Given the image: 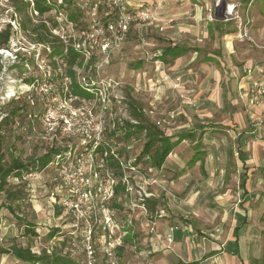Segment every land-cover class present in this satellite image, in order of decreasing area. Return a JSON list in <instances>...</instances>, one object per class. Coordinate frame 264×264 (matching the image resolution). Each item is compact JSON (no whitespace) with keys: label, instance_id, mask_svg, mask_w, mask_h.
<instances>
[{"label":"rangeland","instance_id":"1","mask_svg":"<svg viewBox=\"0 0 264 264\" xmlns=\"http://www.w3.org/2000/svg\"><path fill=\"white\" fill-rule=\"evenodd\" d=\"M45 1L48 2V0ZM49 1L57 3L53 8H60V4L63 2L71 5L73 11L77 10L80 19L76 22L77 25L74 26V30L89 26L93 18L105 20L107 12L111 9L106 4H100L98 14L92 15L96 0H61L60 4V0ZM227 1L237 4L242 21L233 17L221 20L223 26L222 30H218V32L210 29V24L207 25V22L216 25L218 21L214 16V7L210 10V7L205 6L204 0H190V4L186 8L183 7L184 1L179 0L177 3L179 7L175 10L176 12H172L174 10L170 9L171 15H160L158 17L150 11L149 7L151 5L146 4L147 1L143 0L142 8L149 9L151 19L133 21L126 41L121 47L112 51L107 60L101 53L95 55L96 58L90 63L92 67L88 75H92L93 79L99 83L101 80H114L116 82V84L113 83L115 87L110 88L108 94L111 97L115 93L124 96L123 106L113 104V115H107L106 113L105 117L108 126V135H106L110 137L112 144L119 148L120 153L126 160L137 158L146 141L145 133H138L130 140H126L120 133L123 129H118L121 125L115 123L114 126L118 129L119 136H113L110 133L111 130H114L112 121L116 120V116H122L126 120H129L130 117L133 118L132 108L135 107L136 110H141L149 123H153L155 119L148 112L151 107L155 106V114L158 118L167 116L164 114L169 112L175 114L170 123L158 125L163 131L167 134L176 132L178 129L186 131L188 127L174 129L178 123L186 121V117L183 116V113L181 116L179 110L185 109L186 105H192L189 102L198 92L197 88L190 90L186 86L184 77L190 75L196 77L201 72L200 66L205 62L203 56L215 48L220 49L222 44H226L228 39L224 36L226 31L233 32L236 35L233 38L236 51L230 53L231 55L235 54L232 55L235 61L243 63V58L247 57H251L259 63L263 61L264 0ZM36 4L37 0H0V29L6 28V25L11 23L15 31L10 40V48H5L13 55H10L11 53L5 49H3L5 51L0 52V117L5 115L7 111L16 109L20 104L16 101H28L29 105L26 104V110L17 113L19 114L17 117H20V119L22 117V125L15 127L13 124L11 126L10 123V126L3 128L6 143L13 147L15 156H20L25 161L41 156L47 148V140L43 138L44 130L41 122L36 119L28 121L24 115L27 110L32 111L35 107L41 111L43 109L41 102L45 101L48 96L35 93V99L33 97L28 99L27 94H30V90H28L26 80L31 78V75L38 76L37 74H39V77H42L43 73L42 70L38 69L37 64L35 67L31 61H29L31 71H27L22 65L23 60L16 58V51L27 52L26 59L31 57L29 51H34L33 46L36 43L33 40L34 34L31 32L33 25L38 24L42 19H47V24L53 28V21L56 20V12L53 10L41 14L37 9L39 13L35 14ZM181 9L182 12L179 13L178 11ZM24 25H26V28H24ZM66 27L64 32L69 34L71 27ZM172 30L176 32V35L171 34ZM246 31L252 39L246 38L244 35ZM70 32L73 31L70 30ZM241 32L244 36L240 35ZM60 33H63V30ZM172 36L175 38L173 41L189 43L193 48L203 51L196 52L193 49L187 54V59L196 58L189 67L186 65L177 70L171 69V65L163 64L157 60L163 46L167 45L169 40H172L170 38ZM221 50L223 54L230 55L225 46ZM41 57H44L45 62H48L44 54H41ZM100 63H102V66L98 69L97 65ZM206 63L211 65L210 61ZM190 67L192 72L187 73ZM21 95L23 99L11 101L12 98ZM30 101H34L36 105H30ZM196 102L193 106H190V109H197ZM96 104L95 106H97ZM200 119L195 115L192 121L193 124L200 125ZM207 126L210 127L209 130L205 131L208 134L201 133L200 135V129L198 128L196 137L202 140V147L206 152L205 157L213 158L215 161L217 157H222L221 153H224L225 149L215 143L214 138L217 130L213 129L214 124L209 123ZM219 132L228 136V144L231 146L229 133L226 130ZM66 138L67 136L60 137L59 140L64 141ZM196 149L197 146L190 139L183 140L169 155L170 158L177 161L171 167L163 166L161 169L152 167L153 170H151L149 167L151 163L141 160L138 171L131 177V182L135 188L140 184H145L147 190L153 192L154 196L150 200H154L156 204L154 207H150L149 200L147 202V213L142 209L137 191L126 194L123 189H120L119 196L113 204L116 216L121 220L132 218L135 232L131 239L126 242L125 250L121 255L120 262L122 264H181L182 261L179 260L174 251L176 250L175 238L170 243L167 240V231L171 226H184L187 223L193 226V231H189L191 235L185 239L183 248L192 253L194 258H198L199 263L217 264L218 258H215V256L204 262L203 258L200 257L205 256L214 243H222L228 237L232 228L231 216L234 214V203L239 202L238 199H240L241 194L236 196L237 200L226 204L218 197V193H214L216 181L209 185L204 182L202 190L207 191L202 192L196 201L189 202L191 200L188 198L189 194L177 191V188L173 185L177 184L179 176L190 167L187 160L194 154ZM231 156L234 157L235 155ZM209 167L210 173L220 174L217 164L214 163ZM57 173V170L47 168L40 171L34 170L30 174H26L24 178L29 194V199L23 203L24 213L28 220L36 224L37 235L35 236L23 233V224L18 222L16 217L1 205L4 199V194H1L0 244L9 246L12 242H16L23 246H31L33 251L37 253L45 249L52 250L55 247L57 251L68 253L79 264L84 259L82 243L80 237L69 234L75 219L59 203L63 193L59 188L61 179ZM128 173L131 174V172ZM160 178H165L167 181L161 182L159 181ZM10 182L16 185L19 180L11 178ZM181 183L183 184V181ZM225 188L224 186L223 189ZM59 208H61L60 212L58 211ZM262 208L264 206L260 209ZM160 209L164 210L162 217L159 216L160 212H157ZM18 214H20L19 211ZM263 227L264 214L263 216L257 215L253 220L251 229L254 234L250 239L254 255L261 254L264 248ZM53 228H58V232L50 238L49 233ZM232 246L230 249H233ZM0 264L29 263L20 261L11 254H3L0 255ZM246 264H262L261 258L252 257Z\"/></svg>","mask_w":264,"mask_h":264},{"label":"built area","instance_id":"2","mask_svg":"<svg viewBox=\"0 0 264 264\" xmlns=\"http://www.w3.org/2000/svg\"><path fill=\"white\" fill-rule=\"evenodd\" d=\"M213 1V3L219 2V0ZM48 3H50L49 0ZM100 4H106L111 8L106 14V19L102 21L93 18L89 26L75 30L74 26L77 23L71 21L62 8L51 9L56 12L55 21L57 22L51 31L63 38L65 42L71 43V46L80 54L81 65L75 68L77 82L91 96L81 97L75 94L71 87L72 79L69 76L62 75L60 78L53 79L51 66L45 62L44 57H41L45 51H50V47L35 43L34 51L29 52L31 56H34L38 69L42 70L43 75L27 82L28 90L48 97L45 101L43 100L45 105L43 110L38 114L28 111L26 120L33 121L38 116L47 145L52 146L53 141H56V144H61L65 148L50 162V167L58 171L57 174L61 179L59 188L63 195L59 203L75 219L69 234L80 237L84 259L79 264H122L117 249L125 243L124 240L128 236H133L135 232L132 218L121 220L116 216V210L112 206L116 193L115 186L121 181L127 192L137 191L145 213L148 211L147 202L154 194L147 190L145 184L134 187L131 182L132 175L128 172L138 171L139 165L135 164L136 158L127 162L119 148L106 137L108 126L105 115L106 113L113 115V104L123 106L124 96L115 93L111 97L108 94V90L115 87L114 80H101L99 83L93 79L92 75H88L92 67L89 62L97 53L103 54L107 60L110 53L126 41L133 21L150 20L152 16L148 9L142 8V5L127 7L125 0H96L92 15L98 14ZM228 6L232 17L242 21L237 4L228 2ZM34 13L39 12L34 9ZM44 21L48 23L47 19ZM66 26L71 27L69 34L64 32ZM61 30L63 33H60ZM70 30L73 32L71 33ZM240 35L252 39L247 31L244 35L241 32ZM1 50H6L13 55L7 49ZM97 66L98 69L101 68L102 63ZM26 67L31 70L29 61H26ZM249 92L251 104L264 103L263 68L259 69L258 77L251 80ZM149 114H154V110H149ZM116 117V120L112 121L113 129L116 128L115 123L122 126L126 120L122 116ZM174 117V113H169L168 117L158 119L156 124L167 123ZM129 121L138 123V120L131 117ZM64 136H67L66 140H59ZM148 157L146 156L145 159L147 160ZM112 161L120 165L122 172L120 177L116 174V167L111 164ZM157 212H160L159 216L162 217L164 210L160 209ZM173 230L174 227H171L172 232ZM167 240L171 243L173 236L168 235ZM48 250L51 252V249Z\"/></svg>","mask_w":264,"mask_h":264},{"label":"crops","instance_id":"3","mask_svg":"<svg viewBox=\"0 0 264 264\" xmlns=\"http://www.w3.org/2000/svg\"><path fill=\"white\" fill-rule=\"evenodd\" d=\"M145 1H147L146 4L151 5V7H149L150 11L157 15V17L160 15L169 16L172 14L169 12L170 9L174 10L172 12H176L175 10L179 7V4L177 6L179 0ZM182 1H184V8L189 6L190 0ZM125 3L127 7L143 6V0H125ZM204 4L210 7V10L214 7V3L213 1L211 2V0H204ZM183 7L181 8L184 9ZM182 9L178 12H182ZM161 13L165 14L162 15ZM209 24L210 29H214V31L222 30V21H218L216 25L212 22H207V25ZM171 34L176 35V32L172 30ZM224 36L228 39L226 44H222L221 48L225 46L229 54L235 53L236 49L233 38L236 35L233 32L226 31V35ZM170 38L172 40H169L168 44L163 46L162 50L168 45L179 46L182 50H186L185 53L168 62L158 59L159 55L157 56L158 61L163 64L171 65V69L177 70L186 65L189 67L196 59H187V54L193 49L196 52H203L202 50L199 51L198 48H193L189 43L173 41L175 39L174 36ZM221 48H215L207 55H201L203 59H205V62L200 66L201 72L198 73L196 77L193 75L184 77V83L187 84L186 86L190 90L197 88L198 94L190 100L189 103L192 105H186L185 109L179 110L181 116L183 113V116L186 117V121L178 123L177 127L174 129L182 127H188V129H186V131L184 129H178V131L174 130L176 132L170 134L165 133L171 136L173 141L178 140L181 134L189 133V137H184L178 141L171 152L186 139H190L194 142L197 149L187 160L190 167L185 173L183 172V174L179 176L177 184L173 186L177 188V191L189 194L188 198L191 199L189 202L196 201L202 192L207 191L202 190L204 182L209 185L216 181L214 193H218V197L225 201L226 204L237 200L236 196H240L241 194L242 198L240 197V199H238L239 202L234 203V214L232 215L233 217L231 216L232 228L228 237L222 243H214L206 252L205 256L202 255L200 258H203L204 262L211 260L215 256V258H218L217 264H246L252 257H260L263 264L264 248L261 254L254 255L250 239L254 234V231L251 229L254 218L257 215L263 216L264 214V208L260 209L264 206V103L251 104L249 91L251 80L258 77L259 69H264V59L259 63L253 60V58L247 57L243 58V63H238L233 59L235 54H232L233 56L231 54H223ZM207 61H210L211 65L206 63ZM191 72L192 68L190 67L187 73ZM195 101H197V109H190V106H193ZM151 109L154 110V114L149 115L155 119V122L153 121L155 124L157 119L168 117V114L172 113L169 112L168 114H164L167 116L158 118L155 114L156 107L153 106ZM195 115L201 118L199 120L200 125L193 124L192 121ZM170 120L171 119H169L167 123H170ZM209 123L214 124L213 129L217 130L215 132V134H217L214 138L215 143L225 149L224 153H221L222 157H217L215 161L213 158L210 159L205 157L206 152L203 150L202 140L196 137L198 128L200 129V135L201 133L208 134V132L205 131L209 130L210 127L207 126ZM222 130H226L227 133H229L232 143L231 146L228 144V136L219 132ZM229 154L230 156H235L230 157ZM168 156L163 165L156 169H161L163 166L171 167L177 163L176 159H172ZM143 160L146 161V159ZM126 161L129 162L131 159H127ZM140 162L141 161L138 162L135 160V164L139 166ZM214 163L219 166L220 174L218 175H216L215 172H209V166L214 165ZM149 167L151 169L153 166L150 165ZM134 173L135 172L131 171L132 176ZM120 176L121 175L118 177ZM159 181L165 182L167 180H165V178H160ZM181 181H183V184ZM193 185H195V187L192 188ZM224 186L226 187L225 189H223ZM125 193L128 194L129 192L125 189ZM171 227H174L173 232L171 231ZM171 227L167 231V236L172 235L173 238H175L176 250L174 251L177 257H179V260L182 261L181 264H202L198 262V258H194L192 253L187 252V250L183 248L184 241H186L185 239L191 235L189 231H193V226L187 223L184 226L175 225ZM185 234L187 235L186 237ZM231 245H233V249H230Z\"/></svg>","mask_w":264,"mask_h":264},{"label":"trees","instance_id":"4","mask_svg":"<svg viewBox=\"0 0 264 264\" xmlns=\"http://www.w3.org/2000/svg\"><path fill=\"white\" fill-rule=\"evenodd\" d=\"M54 5L56 6L57 3L52 1L48 3L45 0H37L36 9H38L39 12L43 14L46 11H50ZM60 5V8H62L68 14V17L71 21H79L80 16L79 13H77V10L73 11L71 9V5L64 4L63 2ZM218 21L220 22L221 20ZM53 23V26H55L57 22L54 20ZM24 28H26V25H24ZM31 32L34 34L33 40L36 43L45 44L50 47V51H45L44 55L48 59L47 63L51 66L53 79L60 78L62 75L69 76L72 79L71 87L73 92L81 97H90L91 94L83 89L77 82V71L75 68L81 65L82 59L80 54L71 46V43L65 42L63 38L54 34L51 31V27L43 19L38 24L33 25ZM14 34L15 31L13 30L11 23H8L6 28L0 29V50L10 48V40ZM185 52L186 50H182V48L179 46L168 45L162 50L161 54H159L158 59L168 62ZM26 53L27 52L16 51V58L23 60L22 65L24 68L27 69V71H31L26 67V60L31 61L35 67L36 62L34 56L28 57V59H26ZM95 58L96 57L93 56L89 64L92 63V60ZM60 71H62L63 74ZM37 75L38 76L31 75V78L26 81H33L35 78L39 77V74ZM29 93L30 94H27L28 99H32V97L34 98V94L37 92L31 91ZM22 97V95L19 97H14L11 99V101L13 102L14 99H23ZM26 101H16L17 103H20L19 106H17L16 109L7 111L0 121V196L1 194H4V199L1 205L7 208L16 217L18 222L23 224V233L25 235L35 236L37 235L36 224L35 222L28 220L26 214L24 213L23 203L29 199L26 181L24 178L26 174H30L34 170L40 171L47 168L54 169L52 166L50 167V162L59 152L64 151L65 148H63L61 144H56V141H53V145H47V148L44 150L41 156H36L32 160L25 161L20 156L14 155L13 147L6 143L3 128L10 126V123L11 126L13 124L15 127L17 125H22V117L21 119L20 117H17V115H19L17 113H22L26 110V104L29 105L28 101ZM34 103L35 102L32 101L30 105L35 106L36 104ZM41 104L44 108V101L41 102ZM132 110L135 119L138 120V123H132L129 120H126L121 127H118V129H123V136H121L126 140H130L134 135L144 132L146 141L144 142L136 161L139 162L142 159H145L146 156H149L146 162L151 163V165L155 168H160L175 144L182 138L189 137V133L181 134L178 140L173 141L172 137L167 135L165 131H163L157 124L149 123L147 118L143 116L144 114L141 112V110H136L135 107H133ZM32 111L37 114L41 112L36 107L33 108ZM27 112L28 110L26 113ZM24 116L26 117V114ZM36 120L39 122L38 116L36 117ZM118 129L116 128L111 130L110 133L113 136H119ZM107 139L112 142L110 137H107ZM111 164L116 167V174L118 176L122 175L120 165L115 161H112ZM11 178L18 179L19 183L16 185L12 184L10 182ZM120 189L125 191V186L121 182L115 186L116 193L115 198L112 200V206L119 196ZM155 204L156 202L154 200H150V207H154ZM60 210L61 208L58 209L59 212ZM18 211L20 214H18ZM57 232L58 228H53L49 233V237H54ZM130 238L131 236H128L124 240L125 243L122 246H119L117 249L120 261L122 259V252L125 250L126 242H128ZM3 254H11L16 259L29 264H78L68 253L57 251L55 247H53L51 252L48 249H45L42 252L37 253L33 251L31 246H23L19 243L12 242L9 246L0 244V255Z\"/></svg>","mask_w":264,"mask_h":264},{"label":"water","instance_id":"5","mask_svg":"<svg viewBox=\"0 0 264 264\" xmlns=\"http://www.w3.org/2000/svg\"><path fill=\"white\" fill-rule=\"evenodd\" d=\"M214 16L217 20H227L232 18L227 0H219V2L214 3Z\"/></svg>","mask_w":264,"mask_h":264},{"label":"bare ground","instance_id":"6","mask_svg":"<svg viewBox=\"0 0 264 264\" xmlns=\"http://www.w3.org/2000/svg\"><path fill=\"white\" fill-rule=\"evenodd\" d=\"M0 52H2V50H0Z\"/></svg>","mask_w":264,"mask_h":264}]
</instances>
